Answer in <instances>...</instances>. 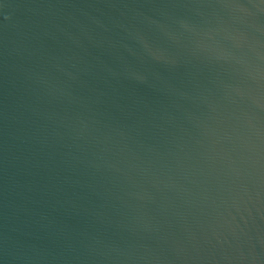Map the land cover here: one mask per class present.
Wrapping results in <instances>:
<instances>
[{
	"label": "water",
	"instance_id": "water-1",
	"mask_svg": "<svg viewBox=\"0 0 264 264\" xmlns=\"http://www.w3.org/2000/svg\"><path fill=\"white\" fill-rule=\"evenodd\" d=\"M0 264H264V0H0Z\"/></svg>",
	"mask_w": 264,
	"mask_h": 264
}]
</instances>
